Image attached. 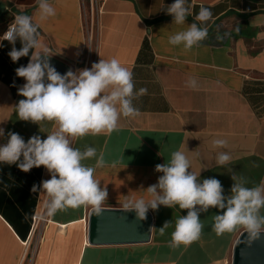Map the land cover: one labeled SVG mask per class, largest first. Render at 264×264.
<instances>
[{"label": "crops", "instance_id": "obj_1", "mask_svg": "<svg viewBox=\"0 0 264 264\" xmlns=\"http://www.w3.org/2000/svg\"><path fill=\"white\" fill-rule=\"evenodd\" d=\"M0 1L4 4L0 36L20 11L38 19L36 0ZM174 2L50 0L56 15L39 29L51 57L72 71L116 58L131 70L134 92L148 90L133 100L140 114L121 116L116 131L72 141L81 151L86 146L95 147L98 154L103 151L109 165L117 162L116 167L98 168L94 173L100 187L108 191L102 207L123 208L126 197L149 199L146 189L162 175L155 166L169 161L177 150L191 160L189 171H200L199 181L220 180L225 196L231 194L232 176L237 182L246 180L249 188L264 180V0H186L192 14L184 25L175 24L166 12ZM201 7L212 12L204 25L208 38L191 50L170 44L169 37L186 30ZM217 35L223 39L217 40ZM0 43V128L5 130L0 146L7 143L10 131L25 142L33 135L44 139L54 130L51 122L41 123L42 133L38 124L19 120L15 111L24 99L18 88L26 83L15 69L28 64L31 51L14 63L8 55L12 45L7 40ZM15 47H21L19 40ZM193 78L195 89L186 84ZM216 138L225 139L227 147L214 148ZM220 151L232 158L223 167L215 161ZM84 163L92 166L95 159ZM50 178L43 166L26 173L15 164L0 163V264H18L23 254L28 264H230L235 241L245 230L238 227L218 236L212 224L219 210L209 208L200 213L205 226L200 238L173 248L175 220L187 210L161 205L156 211L149 209V240L90 243L91 206L47 215L50 197L39 186ZM33 185L37 192H32ZM34 216H38L35 221ZM166 221L172 225L161 235L159 229Z\"/></svg>", "mask_w": 264, "mask_h": 264}, {"label": "clouds", "instance_id": "obj_2", "mask_svg": "<svg viewBox=\"0 0 264 264\" xmlns=\"http://www.w3.org/2000/svg\"><path fill=\"white\" fill-rule=\"evenodd\" d=\"M36 3L38 19L34 20L24 11L15 14L7 31L0 36V42L7 40L12 45L8 55L14 63L21 57H28L31 51L28 64L15 69L16 76L26 81L18 88V95L24 97L15 106L18 119L38 124L42 133L41 123L51 122L54 130L47 132L44 139L33 135L27 142L18 133L8 132L7 143L0 146V163L15 164L26 173L41 166L48 171L51 178L39 186L50 197L46 205L48 216L80 206H91L93 214L99 216L103 212V203L108 199V191L106 187H100L94 173L98 168L116 167L117 162L112 161L109 165L103 151L98 154L97 149L91 146L81 151L72 146V141L88 134L116 131L121 116L136 117L140 114L133 100L146 95L148 90L140 88L134 92L131 70L116 58L100 59L90 69L75 72L69 69L63 75L57 72L50 64L51 49L42 42L39 31L43 22L56 15V10L50 0H36ZM166 12L173 16L175 24L184 25L192 9L186 0H175ZM211 19V10L201 7L194 16V22L186 30L170 36L169 43L191 50L208 38L209 30L204 25ZM216 39L222 40L223 36L217 35ZM17 40L21 43L19 49L15 47ZM186 84L193 89L197 87L194 78ZM4 136L5 130L0 128V137ZM212 145L225 148L227 141L216 138ZM89 159H95V164L86 165L84 161ZM231 159L225 151L218 152L215 157L220 167L228 165ZM189 168H192L191 160L183 150L172 152L169 161L155 166V171L162 175L156 184L146 189L150 198L126 197L124 211L134 210L139 220H145L149 209L156 211L161 205L186 209L187 214L175 220L170 241L173 248L181 244L188 246L200 238L205 227L200 213L208 212L209 208L219 210L212 224L218 236L242 227L248 234L249 244L261 238L264 234V214H261V209H264V180L249 188L245 186L246 180L237 182L232 176L231 194L225 196L220 180L206 178L201 182L198 179L200 171H189ZM37 191L38 187L33 185L32 192ZM171 225L172 221H166L159 229L161 235Z\"/></svg>", "mask_w": 264, "mask_h": 264}, {"label": "water", "instance_id": "obj_3", "mask_svg": "<svg viewBox=\"0 0 264 264\" xmlns=\"http://www.w3.org/2000/svg\"><path fill=\"white\" fill-rule=\"evenodd\" d=\"M4 4L0 1V14ZM50 64L57 72L65 74L69 68L50 57ZM101 215H88V241L90 243H129L142 242L150 238L152 217L147 213L145 220H139L135 211L125 212L123 208L102 207ZM230 264H264V234L261 238L248 243V234L242 231L233 246Z\"/></svg>", "mask_w": 264, "mask_h": 264}, {"label": "rangeland", "instance_id": "obj_4", "mask_svg": "<svg viewBox=\"0 0 264 264\" xmlns=\"http://www.w3.org/2000/svg\"><path fill=\"white\" fill-rule=\"evenodd\" d=\"M28 263H29L28 258H25V254H23L18 264H28Z\"/></svg>", "mask_w": 264, "mask_h": 264}, {"label": "built area", "instance_id": "obj_5", "mask_svg": "<svg viewBox=\"0 0 264 264\" xmlns=\"http://www.w3.org/2000/svg\"><path fill=\"white\" fill-rule=\"evenodd\" d=\"M4 1H6V2H9V3H11L13 0H4ZM101 7V6H100ZM100 7L98 6L97 7V10L98 11H100ZM90 54V52H88V55ZM88 58H89V56H88ZM38 218V216H34V221H35V219H37Z\"/></svg>", "mask_w": 264, "mask_h": 264}]
</instances>
